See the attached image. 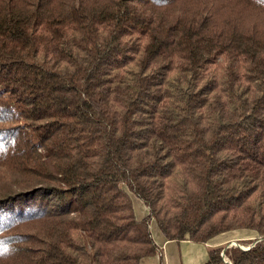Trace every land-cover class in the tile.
I'll use <instances>...</instances> for the list:
<instances>
[{"label":"trees","instance_id":"1","mask_svg":"<svg viewBox=\"0 0 264 264\" xmlns=\"http://www.w3.org/2000/svg\"><path fill=\"white\" fill-rule=\"evenodd\" d=\"M155 228L264 264V0H0V264H143Z\"/></svg>","mask_w":264,"mask_h":264},{"label":"crops","instance_id":"2","mask_svg":"<svg viewBox=\"0 0 264 264\" xmlns=\"http://www.w3.org/2000/svg\"><path fill=\"white\" fill-rule=\"evenodd\" d=\"M142 212V207H140ZM155 240L161 246L160 254L143 259V264H205L208 260V250L212 247H228L233 242L255 240L259 235L251 229H237L221 233L211 238L206 243L194 242L189 239L167 240L163 234L155 228Z\"/></svg>","mask_w":264,"mask_h":264},{"label":"built area","instance_id":"3","mask_svg":"<svg viewBox=\"0 0 264 264\" xmlns=\"http://www.w3.org/2000/svg\"><path fill=\"white\" fill-rule=\"evenodd\" d=\"M233 243L234 244H231L230 246H233V245L238 246L243 250L249 249L251 247V245L244 246V244L242 245L241 243H238V242H233ZM230 246H228V247H230ZM221 255H222V258L226 264H232L230 259L225 255V250L222 251Z\"/></svg>","mask_w":264,"mask_h":264},{"label":"rangeland","instance_id":"4","mask_svg":"<svg viewBox=\"0 0 264 264\" xmlns=\"http://www.w3.org/2000/svg\"><path fill=\"white\" fill-rule=\"evenodd\" d=\"M258 238V237H257ZM245 243H244V246H247L248 245V243H246V241H244ZM243 245V244H242Z\"/></svg>","mask_w":264,"mask_h":264}]
</instances>
